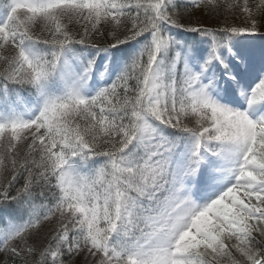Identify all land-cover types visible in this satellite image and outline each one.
<instances>
[{
  "label": "snow or ice",
  "instance_id": "6c2138e0",
  "mask_svg": "<svg viewBox=\"0 0 264 264\" xmlns=\"http://www.w3.org/2000/svg\"><path fill=\"white\" fill-rule=\"evenodd\" d=\"M0 264H264V0H0Z\"/></svg>",
  "mask_w": 264,
  "mask_h": 264
}]
</instances>
